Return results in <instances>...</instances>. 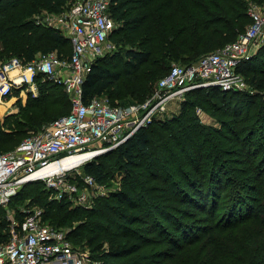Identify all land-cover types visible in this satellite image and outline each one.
Returning <instances> with one entry per match:
<instances>
[{
    "label": "trees",
    "instance_id": "trees-1",
    "mask_svg": "<svg viewBox=\"0 0 264 264\" xmlns=\"http://www.w3.org/2000/svg\"><path fill=\"white\" fill-rule=\"evenodd\" d=\"M73 1L0 0V64L11 58L28 63L53 51L67 58L68 40L36 25L35 17ZM252 4L264 6V0H110L115 27L108 41L117 51L92 64L82 102L97 96L113 105L143 102L173 64L191 65L234 42L250 24ZM237 73L250 93L192 90L179 115L153 120L108 151L125 174L109 199L82 211L53 200L39 185L43 192L29 194L28 205L42 210L45 224L67 228V240L87 248L91 264H264V46L241 61ZM36 85L22 119L0 131V153L69 113L62 87L41 77ZM194 101L219 119L221 129L186 112ZM103 156L82 168L98 184L108 179ZM75 182L82 186L79 177ZM38 183L23 185L9 202ZM23 217L18 213L17 222ZM8 226L0 221V242L8 239Z\"/></svg>",
    "mask_w": 264,
    "mask_h": 264
},
{
    "label": "built area",
    "instance_id": "built-area-1",
    "mask_svg": "<svg viewBox=\"0 0 264 264\" xmlns=\"http://www.w3.org/2000/svg\"><path fill=\"white\" fill-rule=\"evenodd\" d=\"M109 5L110 0H75L56 16L41 13L35 17L36 25L57 30L68 40L67 58L60 59L53 51L28 63L11 58L0 64V107L9 103L16 92L36 94L39 77L62 87L71 104L67 115L42 126L14 150L0 153V207L7 205L23 185L43 182L53 200L75 201L90 208V194L100 184L83 174L79 186L76 176L69 182L68 172L91 158L68 170L51 166L75 156L91 152L99 155L117 148L140 128L162 119L170 104L184 101L192 90H244L237 66L252 55L264 31V6L253 4L247 10L250 24L234 42L191 65L173 64L143 102L113 105L106 96H97L83 103L81 85L86 74L97 58L114 50L108 41L115 27ZM200 113L196 111V115ZM41 219L42 210L30 211L21 222L10 226L8 239L0 242V264H85L87 254L70 244L67 231Z\"/></svg>",
    "mask_w": 264,
    "mask_h": 264
},
{
    "label": "rangeland",
    "instance_id": "rangeland-1",
    "mask_svg": "<svg viewBox=\"0 0 264 264\" xmlns=\"http://www.w3.org/2000/svg\"><path fill=\"white\" fill-rule=\"evenodd\" d=\"M65 9H66V7H63L61 10L46 11V12L42 11L41 13L42 14L47 13L51 16H56L60 12H63ZM261 46H264V31H262L260 33V35L257 39V43H256L255 47L252 49V54H254L256 52V50L258 48H260ZM116 51H117V47H114V50H112V52L108 53V54L113 55ZM241 77L245 83V88L243 91H241V93L242 94L250 93L251 88H250L249 84L247 83V81H245V78L242 75H241ZM36 96H37V93L36 94H32V93L27 94L25 92L24 93H21V92L14 93L11 101L9 103H7L6 105H3L0 108V131L8 130L11 126L15 125L18 120L22 119V112H23V109L26 105L27 100L29 98H34ZM180 103L181 102L176 103V104L175 103L170 104L162 119L163 120H165V119L169 120L172 117L179 115V112L181 111ZM195 103H196V101L191 103L188 106L189 108L187 109L186 112L189 111V114L190 115L192 114L193 116H195L196 120L200 124H202L203 126H206L209 128H215L218 130L221 129L219 119L216 116H212L208 109H204L203 105L198 106ZM195 105H197V106H195ZM197 110H201L200 115H196ZM221 119H228V118L222 117ZM1 151H4V150H1ZM6 152H9V151H6ZM101 155H105V156L101 157V160H102V162L104 161L103 163H105V165L107 166L106 174L108 176V179H106L103 183L100 184V188L98 190L93 191V194H90V197H89L90 199H88V201H90V203H91L90 206L92 208L94 206H96L97 203L109 199L111 194H113L114 192H118L119 190H121L123 179L125 178L124 171L119 168V165L115 161L114 156L112 154H109V153L107 154V152H105V153L99 154L97 156H101ZM97 156H95V157H97ZM95 157H92L91 159L86 161V163L91 162V160H93ZM86 163H84V164H86ZM83 165H81L80 167H78L74 171L68 172L69 177L70 178L75 177V176L77 177L78 174H80L79 175V178H80V176L84 174L83 170H82ZM39 185H41L45 188L44 189L45 192H48L46 190V187L44 186L45 184L43 182L35 184V185H29L27 187L28 189H26V191H23L18 196L17 200H14L13 202H9L10 204L8 203V205L0 207L1 208L0 211L2 213V214L0 213V221L7 222L9 224L8 231L10 230V226L18 221L16 219V215L18 213L27 214V212H30V211L32 212V211L40 209L38 206L28 205L29 199H30V196H28L29 194L36 195V194H39L40 192H43L42 187L39 188ZM42 195H43V193L41 194V196ZM47 195L50 198L52 197V196H50V194H47ZM22 197H25V198H22ZM69 206L71 208L80 207V209H82V211L91 210L90 209L91 207L86 208L87 205L86 206L79 205L75 201L70 202ZM97 207H98L97 209H101L104 212V215L106 216V218H112L113 220H115L114 215L109 210H107L103 206V204H99ZM85 215H87V214H85ZM78 217L83 218L82 215H78ZM62 230L67 231V228H64ZM79 248L81 249L82 252H85L88 256L87 260L85 261V264H91L90 260H89V250L83 246H80Z\"/></svg>",
    "mask_w": 264,
    "mask_h": 264
},
{
    "label": "bare ground",
    "instance_id": "bare-ground-1",
    "mask_svg": "<svg viewBox=\"0 0 264 264\" xmlns=\"http://www.w3.org/2000/svg\"><path fill=\"white\" fill-rule=\"evenodd\" d=\"M97 155H98V153L91 152V153H88L86 155L75 156V157L69 158L67 160H63L61 163L55 164V165L51 166L50 168L54 167L59 171L68 170L72 167H75L76 165H79L80 163L87 160L88 158H92V157H95Z\"/></svg>",
    "mask_w": 264,
    "mask_h": 264
},
{
    "label": "crops",
    "instance_id": "crops-1",
    "mask_svg": "<svg viewBox=\"0 0 264 264\" xmlns=\"http://www.w3.org/2000/svg\"><path fill=\"white\" fill-rule=\"evenodd\" d=\"M1 107H2V106H1ZM1 107H0V108H1Z\"/></svg>",
    "mask_w": 264,
    "mask_h": 264
}]
</instances>
